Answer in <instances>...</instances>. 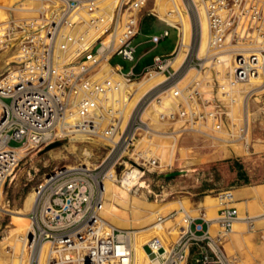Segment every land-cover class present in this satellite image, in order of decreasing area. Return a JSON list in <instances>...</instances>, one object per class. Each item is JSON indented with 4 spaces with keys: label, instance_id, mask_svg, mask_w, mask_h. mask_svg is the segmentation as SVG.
I'll return each instance as SVG.
<instances>
[{
    "label": "built area",
    "instance_id": "1",
    "mask_svg": "<svg viewBox=\"0 0 264 264\" xmlns=\"http://www.w3.org/2000/svg\"><path fill=\"white\" fill-rule=\"evenodd\" d=\"M100 2L0 0L8 10L0 20V204L5 183L27 152L75 133L107 145L97 163L57 165L33 184L26 212L29 227L19 235L27 251L25 264H38L44 243L43 264H134L127 229L106 224L98 208L105 180L129 189L158 166L152 148L136 146L151 130L150 118L142 115L151 101L161 105L157 118L172 134L200 132L209 121L210 128L225 132L226 144L237 142L248 149L252 129L264 130V91L257 92L259 85L237 88L241 101L237 114L230 112L237 84L264 80V0H181L190 36L176 66L172 60L181 44L178 21L150 11L147 0H118L111 16L103 13ZM26 10L35 14H23ZM145 13L176 30L174 47L166 55H152L140 72L132 65L122 71L108 60L115 54L133 59V38ZM201 14L206 43L199 54ZM87 30L91 37L101 32L110 36L105 43L101 38L91 41ZM166 33L163 28L147 40L156 44ZM104 61L106 71L101 70ZM150 72L163 77L142 92L120 126L123 84ZM164 99L170 104L162 105ZM11 139L19 144L10 145ZM216 197L213 217L204 208L195 215L183 212L173 240L165 243L153 235L144 241L145 264H235V255L224 248L238 217L234 196L231 189H222ZM175 213L156 221L173 219ZM242 219L252 228L253 216Z\"/></svg>",
    "mask_w": 264,
    "mask_h": 264
},
{
    "label": "rangeland",
    "instance_id": "2",
    "mask_svg": "<svg viewBox=\"0 0 264 264\" xmlns=\"http://www.w3.org/2000/svg\"><path fill=\"white\" fill-rule=\"evenodd\" d=\"M11 1L3 0L6 3ZM148 6L150 11L160 17L173 16L179 20L184 16L187 21H184V18L182 21L185 24L189 22L181 0H147ZM0 8L2 9L0 20H3L8 13L4 6L0 5ZM200 16L203 17L202 14ZM188 25L187 37L190 36V23ZM163 28L167 29V33L156 44L147 40L151 33H158ZM87 31L90 35V30ZM103 36L104 32H101L91 37V41L96 38L102 39ZM203 38H206V26L201 28L200 25L199 46ZM176 39L177 32L173 27L165 25L156 15L145 13L139 23V32L133 38V43L136 44L133 59H123L115 54L109 58L108 62L119 64L122 71L132 65L133 71L137 73L150 62L152 55L168 54L173 49ZM107 40L106 37L103 42ZM198 53L200 54L199 48ZM140 54V58L135 61ZM108 68V64L105 61L102 62L101 70L106 71ZM145 74L122 86L121 91L125 95L124 101H121L119 105L120 126L134 105L132 101L136 97L138 99L144 91L143 84L140 83ZM113 76L118 75L113 73ZM159 77L162 79L163 76L160 74ZM255 83L252 81L235 86V102L230 104L232 116L237 114L239 104L237 99L242 97L237 88L247 89L259 85L256 87L257 92L264 91V84ZM130 84L132 86H129ZM137 84H140V87H136ZM159 105L151 101L144 109L142 115L148 116L150 120L154 118L150 124L154 122L150 132L143 133L136 143L138 147L149 146L157 153L158 166L139 178L138 184L129 189L106 180L103 201L98 211L106 224L131 230L130 244L134 264H145L147 257L142 243L149 237L158 235L165 243L173 240L177 233L180 216L183 212L195 215L198 212L195 209L196 202L200 199L208 217L215 215L216 193L222 189H231L233 196L237 195V190L234 188L238 184H255L247 187L252 193L260 194L264 201V130L257 127L252 129V143L248 149L237 142L226 144L225 132L221 129L210 128L209 121L205 127H199L200 132L183 131L172 134L168 132L169 129H166L167 125L163 122L162 127V121L157 118L156 112ZM159 124L161 127L154 128V125ZM177 124L178 122H175L171 126L176 127ZM153 129H156L154 131L156 134L152 133ZM157 129L160 132H156ZM70 138L76 139L73 140L76 145L75 150L69 147L70 140L65 137L37 151L27 152L14 169L13 174L15 175L8 183H5L1 203L3 210L0 209V264H25L26 262L27 251L19 235L26 232L29 227V219L26 215L28 209H24L23 203L27 194L32 191L33 184L57 165H71L77 162L93 165L103 156L107 148L102 139L96 137L88 139L89 137L82 133H75ZM9 144L17 145L19 141L11 139ZM185 163L189 164L185 165ZM183 165L185 168L188 167L184 169L185 172H181ZM247 187L241 189H247ZM235 204L240 205L239 202ZM10 211L25 213V223L17 225ZM169 211H176L173 219L166 217L161 222L156 221L158 216ZM262 212L264 215V210ZM237 216V218L242 217L241 213ZM237 218L233 221L227 236H235L237 232L247 230V233L237 243L241 256H236L234 251L228 247V243L225 244L226 251L235 255V264H264V216H259L257 219L253 216L252 228H248L243 219L238 221ZM46 247L47 245L40 253L38 264H43Z\"/></svg>",
    "mask_w": 264,
    "mask_h": 264
},
{
    "label": "bare ground",
    "instance_id": "3",
    "mask_svg": "<svg viewBox=\"0 0 264 264\" xmlns=\"http://www.w3.org/2000/svg\"><path fill=\"white\" fill-rule=\"evenodd\" d=\"M117 1L118 0H112V1H107V2H105V1H103V0H101V7L103 8V13L105 14V15H107V16H111L112 14H113V12H114V8L116 7V4H117ZM27 3H30V2H27ZM4 8H5V10L7 11V13H8V10H7V8L4 6ZM179 10H181V9H179ZM0 12H2V9L0 8ZM23 14H35V12L34 11H32V10H26V11H24L23 12ZM180 15V14H179ZM183 15V14H182ZM183 18H184V21H187V19L185 20V17L184 16H182ZM163 18H165V19H167L168 21H171V22H174V21H178L179 22V29H180V33H179V41H180V46H179V48H178V50H177V55L174 57V59L172 60V65L173 66H176L177 64H178V62L181 60V58H182V56H183V47L185 46V44L187 43V41L189 40V37H187V34H189V30L188 31H186L187 29L186 28H188L189 29V25H188V23L186 22V24L182 21V19L181 18H179V20H177V17H173V16H166V15H164L163 16ZM205 24V19H204V17H202V16H200V25H201V28H205V26H206V24ZM88 35H89V32L87 31V33H86V36L88 37ZM90 35H91V33H90ZM89 35V36H90ZM109 36H110V34H108V33H106L105 34V32H104V36H103V38L101 39L102 41H103V39L104 38H109ZM91 37V36H90ZM205 43H206V38H203V40H201V43H200V46H199V52H200V54L202 53V51H203V49H204V47H205ZM159 75H160V73L159 72H150V73H146L144 76H143V78H142V81H141V85L143 84V88H144V91L148 88V87H150L151 85H153L154 83H157V82H159L160 80H161V77H159ZM161 76H162V74H161ZM256 82L255 84H264V80H262L261 81V79H260V77H256V78H252L251 80H250V82ZM249 83V82H248ZM140 84H137L136 85V87H140ZM242 84H244V83H242ZM242 84H237L236 86H241ZM129 86H132L131 84L129 85ZM263 86V85H262ZM261 86V87H262ZM144 91H142V92H144ZM238 92V91H237ZM135 98V97H134ZM137 100V97L132 101V104L133 103H135V101ZM241 101V97H239V99H237V102L239 103ZM161 104L162 105H164V104H166V105H168V104H170V102H169V100H167V99H164L162 102H161ZM161 108V105H159L158 106V110ZM151 117H152V114H151ZM154 118H151V120H153ZM157 119V118H156ZM153 122L154 121H152V123L150 124V127H152V125H153ZM155 124H157V123H155ZM162 127H163V121H162ZM165 124V123H164ZM158 128V127H161L160 126V124L159 125H154V128ZM156 130V129H155ZM154 129H153V131H152V133H154V131H155ZM157 130H159V129H157ZM148 132V131H147ZM150 132V131H149ZM157 132V131H156ZM164 133V132H163ZM154 134H156V133H154ZM158 134V133H157ZM160 135H161V133H160ZM219 138V137H218ZM69 147H71L72 149L74 148V150H75V148H76V145H75V143H74V141L73 140H76V139H74V138H69ZM86 140V139H85ZM87 152V151H86ZM188 165L189 163H185V165ZM182 167V166H181ZM183 170L181 171V172H185L186 170H184V169H187V168H185V166L183 165ZM15 174H12V176H11V178L14 176ZM107 182H109V181H107ZM104 184H106V180L104 181ZM104 191H105V187H104ZM33 191H31L30 193H28L27 194V196L25 197V200H24V203H23V207H24V209H28L29 210V208H30V206H31V202H32V199H33ZM2 203V202H1ZM102 203V202H101ZM100 206H101V204H100ZM100 208V207H99ZM99 208H98V211H99ZM0 209H2L1 208V204H0ZM3 210V209H2ZM11 213H12V216H13V221H15L16 223H17V225H23L24 223H25V221L24 220H26V216H25V213H23V212H21V211H19V212H12V211H10ZM101 212V211H100ZM99 214H101V213H99ZM127 229V228H126ZM127 231H128V235H129V240H130V231L131 230H129V229H127ZM4 238H6V236L4 237ZM45 245H47L46 243H44L43 245H42V248H41V251L42 250H44L43 249V247H45ZM131 245V244H130ZM24 246V245H23ZM132 249V248H131ZM132 255V254H131ZM40 257V256H39ZM39 262V261H38Z\"/></svg>",
    "mask_w": 264,
    "mask_h": 264
},
{
    "label": "crops",
    "instance_id": "4",
    "mask_svg": "<svg viewBox=\"0 0 264 264\" xmlns=\"http://www.w3.org/2000/svg\"><path fill=\"white\" fill-rule=\"evenodd\" d=\"M140 56H141V54L138 55L136 59L140 58ZM149 63H147V64H149ZM254 185L238 184L234 188L235 190H237V195H234L235 199H234L233 203H238V202L240 203V205L235 204V207L237 210V214L241 213L242 217L245 215H251L257 219L259 216H264V215H262L263 214L262 211L264 210V201L262 200L261 195L257 194V193H252L250 191V189H248V187H247V186H254ZM242 187H247V189H241ZM201 208H205V207L201 204V199H200L196 202V208L195 209L198 211ZM242 217L237 218V220L242 221ZM246 233H247V230L243 229V230L237 232L235 234V236H233V235L229 236V237L227 236V239L224 243V248H225V244L228 243V247L234 251V254L236 256H241L237 243L239 240L242 239V236L245 235Z\"/></svg>",
    "mask_w": 264,
    "mask_h": 264
}]
</instances>
